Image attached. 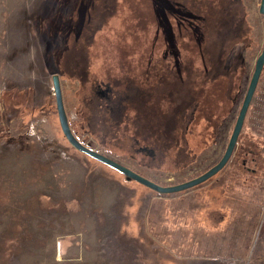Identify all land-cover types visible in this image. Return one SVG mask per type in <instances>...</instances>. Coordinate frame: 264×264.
I'll return each mask as SVG.
<instances>
[{
    "label": "rangeland",
    "instance_id": "obj_1",
    "mask_svg": "<svg viewBox=\"0 0 264 264\" xmlns=\"http://www.w3.org/2000/svg\"><path fill=\"white\" fill-rule=\"evenodd\" d=\"M260 2L243 0V42L231 50L244 56L236 70L229 63L239 104L225 118L222 97L207 102L215 120L224 119L213 143L183 156L174 144L161 145L143 159L130 151L133 111L121 112L116 94L142 64L164 56L157 23L139 27L130 0H120L85 47L76 37L95 6L107 11L104 0H0V264H264V70L227 165L170 193L75 148L62 130L53 83L58 73L71 128L84 144L159 184L189 180L227 147L264 43ZM165 64L159 68L173 70Z\"/></svg>",
    "mask_w": 264,
    "mask_h": 264
},
{
    "label": "trees",
    "instance_id": "obj_2",
    "mask_svg": "<svg viewBox=\"0 0 264 264\" xmlns=\"http://www.w3.org/2000/svg\"><path fill=\"white\" fill-rule=\"evenodd\" d=\"M104 1L106 4L100 3V6L105 4L107 11L92 6L95 17L93 15L91 19H87L89 24L85 32L76 37L85 47L94 41L92 27L120 9V0ZM130 2V10L138 26L146 28L150 21L157 23L156 26L162 32L160 37L166 45L164 56L156 58L157 61L153 64H142L133 81L122 82L124 87L116 94L121 112L126 108L133 111L135 126L128 132V137L129 133L131 135V153L140 152L145 159L146 149L155 152V148L161 145L174 144L182 156L191 149L199 151L206 148L213 143L214 137L219 133V126L224 121L215 120L213 110L208 107L207 102L222 97V108H226L223 117L226 118L240 101L238 94L232 95L231 77L234 73H229V63L232 70H236L239 62H243L244 56L241 53L231 54L234 46L243 42L241 38L244 33L238 36L240 29L247 24L243 0ZM97 10L101 11L100 16H97ZM81 15L84 19L82 12ZM173 22H176L175 26ZM175 27H178V31ZM182 31L184 32L181 33ZM86 56L87 53L84 54L85 58ZM162 63L174 66L173 70L170 67L160 69L159 64ZM153 66L156 68L151 71ZM226 80L227 83H224ZM204 82L207 86L202 89ZM242 89L243 87L241 93ZM187 108L190 110L187 111ZM152 109L156 114L155 118L150 115ZM124 121L122 116L118 123L123 126ZM197 126H201L197 138L188 139L189 135L195 133ZM160 128H163L164 133H159Z\"/></svg>",
    "mask_w": 264,
    "mask_h": 264
},
{
    "label": "water",
    "instance_id": "obj_3",
    "mask_svg": "<svg viewBox=\"0 0 264 264\" xmlns=\"http://www.w3.org/2000/svg\"><path fill=\"white\" fill-rule=\"evenodd\" d=\"M260 12L261 14L264 15V0H261L260 2ZM263 68H264V43H263L262 50L256 60L254 71L252 73L248 88L244 95L238 116L236 118L233 130H232V133H231V136L228 141L224 154L222 155V157L219 159V161L216 164L211 166L205 172L189 180H186V181H183L177 184H171V185L159 184L155 182L154 180L135 171L131 167L117 161L113 157L97 149L89 147L88 145L84 144L79 138H77L71 128L69 116L65 108L62 86H61V79L58 73L53 75V83H54L57 109H58V114H59V119H60L62 130L65 136L67 137V139L71 142V144L75 148L81 150L87 155L93 157L94 159L114 168L115 170L123 173L129 179L136 180L158 192L170 193V192H178V191L186 190V189H189V188H192L194 186L204 183L205 181H207L208 179L216 175L220 170H222L227 165V163L230 161L236 149V146L238 144V140L241 135L253 96L256 92L259 80L261 78Z\"/></svg>",
    "mask_w": 264,
    "mask_h": 264
},
{
    "label": "built area",
    "instance_id": "obj_4",
    "mask_svg": "<svg viewBox=\"0 0 264 264\" xmlns=\"http://www.w3.org/2000/svg\"><path fill=\"white\" fill-rule=\"evenodd\" d=\"M263 70H264V68H263ZM259 82H260V80H259ZM258 85H259V83H258ZM257 88H258V86H257ZM257 90V89H256ZM255 94H256V92H255ZM255 94H254V96H255ZM253 96V99H252V102H251V104L253 103V101H254V99H255V97Z\"/></svg>",
    "mask_w": 264,
    "mask_h": 264
},
{
    "label": "flooded vegetation",
    "instance_id": "obj_5",
    "mask_svg": "<svg viewBox=\"0 0 264 264\" xmlns=\"http://www.w3.org/2000/svg\"><path fill=\"white\" fill-rule=\"evenodd\" d=\"M243 70H245L244 68H243ZM133 78H134V76H132L131 78H130V81H133ZM100 92H101V90H100ZM111 92V91H110ZM109 96H111V94H109ZM103 107V106H102ZM104 108V107H103Z\"/></svg>",
    "mask_w": 264,
    "mask_h": 264
},
{
    "label": "bare ground",
    "instance_id": "obj_6",
    "mask_svg": "<svg viewBox=\"0 0 264 264\" xmlns=\"http://www.w3.org/2000/svg\"><path fill=\"white\" fill-rule=\"evenodd\" d=\"M98 20H100V19H98Z\"/></svg>",
    "mask_w": 264,
    "mask_h": 264
}]
</instances>
